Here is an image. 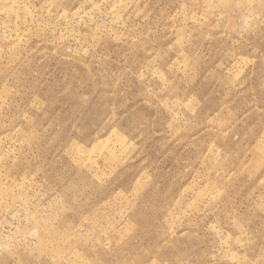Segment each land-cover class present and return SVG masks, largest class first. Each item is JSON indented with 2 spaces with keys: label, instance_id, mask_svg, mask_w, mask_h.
Wrapping results in <instances>:
<instances>
[{
  "label": "rangeland",
  "instance_id": "rangeland-1",
  "mask_svg": "<svg viewBox=\"0 0 264 264\" xmlns=\"http://www.w3.org/2000/svg\"><path fill=\"white\" fill-rule=\"evenodd\" d=\"M0 264H264V0H0Z\"/></svg>",
  "mask_w": 264,
  "mask_h": 264
}]
</instances>
